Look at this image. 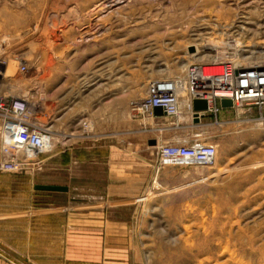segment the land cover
Returning <instances> with one entry per match:
<instances>
[{"label":"rangeland","instance_id":"obj_1","mask_svg":"<svg viewBox=\"0 0 264 264\" xmlns=\"http://www.w3.org/2000/svg\"><path fill=\"white\" fill-rule=\"evenodd\" d=\"M210 41L227 53L237 49L236 54L247 58L242 66L264 64V54L256 53L264 50V0H0L1 93L33 108L29 122L53 140L48 151L30 157L24 180L20 171L0 172V190L34 191L52 176L68 186L63 165L44 172L39 159L51 156L65 164L69 148L85 144L90 148L76 154L96 165L81 168L84 177L89 174L90 191L84 182L77 194L102 201L99 196L111 181L105 162L116 154L104 142L123 149L124 189L146 193L148 197L131 201L141 204L138 210L150 219L167 214L166 208L179 201L166 195L151 198V192L220 191L233 192V199L190 195L183 200L185 212H214L212 203L218 201L238 221L264 220V107L223 108L198 123L192 122L187 104L174 117L129 115V102L144 97L152 81H175L180 102L188 101L186 68L216 62L206 49ZM195 45L199 51L191 55ZM20 61L25 71L19 70ZM163 144H210L217 154L208 166H161L156 152ZM11 174L13 178L5 177ZM78 201L72 206L79 210ZM198 202L206 209L201 205L197 210ZM254 234L264 238V223ZM187 237L197 238L198 232Z\"/></svg>","mask_w":264,"mask_h":264},{"label":"crops","instance_id":"obj_2","mask_svg":"<svg viewBox=\"0 0 264 264\" xmlns=\"http://www.w3.org/2000/svg\"><path fill=\"white\" fill-rule=\"evenodd\" d=\"M102 144L108 152L116 153L105 162L111 181L105 195L99 196L102 201L94 202L77 194L78 186L84 182L90 191L89 174L84 177L81 168L84 164L96 165V161H86L76 154L90 148L85 144L72 145L69 162L65 164L57 163L56 157L51 156L39 159L38 168L44 172L61 165L68 170V186L54 176L41 183L66 186V192L0 190V264H264V238L254 237L255 228L264 220L255 222L247 217L238 221L231 217L232 209L221 207L222 202L218 201L212 203L210 210L214 212H185L187 202L183 200L193 198L190 195L233 199V192H151V198L166 195L179 201L166 208L167 214L150 219L140 212L141 204L131 201L148 197L146 193L124 189V177L120 178L125 165L123 149ZM18 173L21 180L27 177L23 170ZM3 181L0 173V183ZM92 182L96 180L93 178ZM65 195L70 197V206L64 203ZM78 200L82 202L79 210L72 206ZM201 205L205 210L204 202H198L196 209H203ZM190 231H197L198 237H187Z\"/></svg>","mask_w":264,"mask_h":264},{"label":"built area","instance_id":"obj_3","mask_svg":"<svg viewBox=\"0 0 264 264\" xmlns=\"http://www.w3.org/2000/svg\"><path fill=\"white\" fill-rule=\"evenodd\" d=\"M19 70L25 71L24 61L19 62ZM185 93L189 99H202L207 103L205 115L215 116L223 109L220 99H230L231 107H264V66H246L239 69L230 62L206 64L191 63L186 68ZM172 80L152 81L147 86L146 95L129 102L132 118H154L153 109L160 107L163 115L177 116V93ZM190 100V102H191ZM212 102V104H210ZM30 112L24 102L5 96L0 92V151L11 156L0 165V169L11 171L27 165L26 151L33 156L41 153L42 137L46 130L29 122ZM22 137L17 142L11 135ZM16 152H14V151ZM22 151L20 155L17 152ZM216 148L210 144H163L156 152L161 166L201 165L208 166L216 157Z\"/></svg>","mask_w":264,"mask_h":264},{"label":"bare ground","instance_id":"obj_4","mask_svg":"<svg viewBox=\"0 0 264 264\" xmlns=\"http://www.w3.org/2000/svg\"><path fill=\"white\" fill-rule=\"evenodd\" d=\"M237 43L238 42H236V47H237ZM205 45V44H204ZM206 46V45H205ZM206 49H208V51H210L211 52V54H212V58L211 59H213V61H216V63H223V62H230L233 66H235V67H237L238 69L240 68V67H246V66H242V65H244L243 64V62L247 59V58H243V57H240L238 54H236V53H238V50L237 49H235V48H232L233 49V52H230V53H227V52H225L224 50H222L223 48H222V45L221 44H218V43H216V42H211L210 41V46L208 47V48H206ZM193 51V50H192ZM199 51V49H198V47L195 45L194 46V53L193 54H191V55H195V54H197V52ZM259 52H261L262 54H264V50H259L258 52H256V53H259ZM226 54H228V55H226ZM238 55V56H237ZM246 62V61H245ZM251 63L249 64V62H247V64H249V65H247V66H264V64H259L258 62H253V61H250ZM200 64H206V63H200ZM1 75H0V80H1ZM173 81V80H172ZM173 83V85H174V87H175V89H176V93H177V100H176V107H177V111L180 113V109H181V107L182 106H186V104H187V108L188 109H190L191 110V107H190V100L191 99H189L188 98V101H187V99H184V100H182V102H180V100H179V97H181V92H180V90L178 89L179 88V85L175 82V81H173L172 82ZM0 92H2L1 91V81H0ZM2 94V93H1ZM228 100H230V99H228ZM231 101V100H230ZM210 104H212V102L210 103ZM26 106V105H25ZM38 106V105H37ZM39 107V106H38ZM208 108V107H207ZM230 108V107H229ZM33 109V108H32ZM31 108H30V106H27V110L30 112L31 110H32ZM191 113V117H192V121H193V113H192V111H190ZM32 113V112H31ZM202 114H204V113H202V112H200L199 113V121L201 120V118H203L204 116H205V114L203 115V117H201L202 116ZM162 116H166V115H162ZM155 117H158V116H155ZM180 117V116H179ZM148 119H150V118H147V120ZM153 119V118H152ZM198 121V122H199ZM197 122V123H198ZM194 123V122H193ZM40 134H41V137H42V139H41V141H42V146L40 147L41 148V153H44V152H46V151H48L50 148H51V146L53 145V140H51V138H50V135H49V138H48V134H47V131L45 132V133H43V132H40ZM20 136H18V135H11L12 136V138H13V140H16L17 142L19 141V139H21V137H22V132H20V134H19ZM52 141V142H51ZM14 151V150H13ZM15 152V151H14ZM33 151H31V149L29 148V151H26V156L27 157H32L33 155H34V153H32ZM0 153H1V151H0ZM16 153V152H15ZM21 153H23L22 151H19V152H17V154L18 155H20ZM37 156V155H36ZM11 156H6L5 154H3V153H1V156H0V165L4 162V161H6V160H8L9 158H10ZM34 157V156H33ZM27 161H28V163H27V165H25V166H23L21 169H16V170H11V171H5V170H2V169H0V171H2V172H8V173H12V172H15V171H21V170H23L26 166H28L29 164H30V159H27Z\"/></svg>","mask_w":264,"mask_h":264},{"label":"water","instance_id":"obj_5","mask_svg":"<svg viewBox=\"0 0 264 264\" xmlns=\"http://www.w3.org/2000/svg\"><path fill=\"white\" fill-rule=\"evenodd\" d=\"M190 51L193 50V48H189ZM219 104L222 108H229L231 107V101L228 99H220ZM190 107L193 115V121L194 123H197L199 121V113L206 112L207 111V103L205 100L202 99H192L190 102ZM153 114L155 116H162L163 112L160 107H155L153 109ZM204 114H202L201 117H203ZM154 143V141L152 142ZM36 190H44V191H58V192H66L67 187L65 186H58V185H47V184H38L35 185Z\"/></svg>","mask_w":264,"mask_h":264}]
</instances>
